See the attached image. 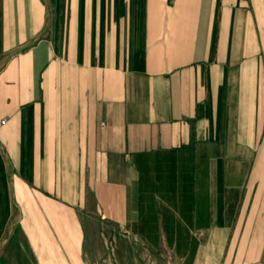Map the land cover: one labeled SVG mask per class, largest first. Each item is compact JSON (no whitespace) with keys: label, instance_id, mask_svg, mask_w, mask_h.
Segmentation results:
<instances>
[{"label":"crops","instance_id":"obj_1","mask_svg":"<svg viewBox=\"0 0 264 264\" xmlns=\"http://www.w3.org/2000/svg\"><path fill=\"white\" fill-rule=\"evenodd\" d=\"M0 264H264V0H0Z\"/></svg>","mask_w":264,"mask_h":264}]
</instances>
